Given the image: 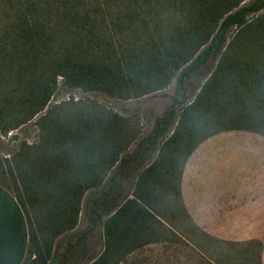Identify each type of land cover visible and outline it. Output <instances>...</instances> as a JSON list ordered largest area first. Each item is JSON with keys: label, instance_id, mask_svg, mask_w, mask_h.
I'll return each mask as SVG.
<instances>
[{"label": "trees", "instance_id": "1", "mask_svg": "<svg viewBox=\"0 0 264 264\" xmlns=\"http://www.w3.org/2000/svg\"><path fill=\"white\" fill-rule=\"evenodd\" d=\"M88 1L0 0V132L6 135L45 111L34 122L39 141L12 156L15 168L0 160V175L7 165L12 186L47 209V223L35 229L12 191L28 224L24 264H49L56 239L77 227L81 212L85 226L60 264L70 263L75 247L80 264H123L139 248L162 242L154 191L162 173L173 171L184 143L189 147L179 184L188 157L204 140L232 130L264 137L257 129L264 123V70L255 59L239 57L246 39L264 42V0ZM116 3L124 6L111 9ZM232 28L237 32L226 44ZM219 54L215 71L189 101L191 79ZM174 77L169 112L131 152L132 141L115 133L123 118L114 113H92L84 103L70 108L72 102L46 110L58 79L66 89L131 100L166 89ZM97 232L102 251L88 256L87 242ZM217 241L245 248L249 264H261L259 241Z\"/></svg>", "mask_w": 264, "mask_h": 264}, {"label": "rangeland", "instance_id": "2", "mask_svg": "<svg viewBox=\"0 0 264 264\" xmlns=\"http://www.w3.org/2000/svg\"><path fill=\"white\" fill-rule=\"evenodd\" d=\"M249 1L247 0L246 3ZM123 6L124 4L122 3H116L110 8L115 10ZM160 8L161 5L154 4V9L159 10ZM260 13L250 15L248 18L254 19ZM116 21L118 20L115 19L114 22ZM122 21L124 28H126L129 20L123 18ZM236 32L235 28L230 30L226 44H228L230 39H233L232 37ZM1 37L2 35H0ZM244 47L240 49L239 57L249 61L255 59L254 61L258 62L262 67L261 69L264 70V52H261L264 51V42L248 38L245 40ZM220 54L214 60H210L207 67L201 72V76L191 79L192 86L189 89V101L193 100V96L200 84L215 71ZM176 79L174 77L171 84L164 90L131 100L116 99L96 91L84 93L80 90L66 89L62 85L61 79H58V89L51 98L46 110L60 104L72 102L73 106L70 105V108H83L80 105L84 103L83 105L92 113L93 111L114 113L118 117L123 118V128L115 133H119L122 137L132 141L126 151L131 152L139 140L150 133L156 119L163 117L169 112L172 98L175 95ZM179 109L180 107L175 108L176 116L179 114ZM74 110L76 111V109ZM44 113L45 111L31 122L10 131L6 135L0 132L1 161L9 160L11 167L15 168L12 156L25 143L32 146L39 141V131L34 122ZM258 113L260 112L258 111ZM252 114L257 115L253 112ZM260 117L263 118V116H258V118ZM176 120L170 125L169 131L165 135L166 137L173 132ZM246 123H248V120L242 124ZM257 129L264 132V123H257ZM240 131L242 130L216 134L226 141L227 146L233 148V150L228 151V157H235V153L238 151L235 149L238 141L245 146L248 144L250 147L252 146V140L249 137L238 136L237 132ZM245 132L253 133L250 131ZM187 146L189 147V144L184 143L180 147L176 153L175 160L171 163V166L174 165L173 171H170L167 175L162 173L163 176L159 178V183L154 191V212L163 223L162 226L157 224L155 227L159 230L162 229V242L139 248L123 259V264H249L251 258L250 254L244 250L245 248L221 244L217 240L226 242L259 241L262 244L261 264H264V164L258 161L257 163L256 161L253 162L249 150H243L244 161L233 164L228 162L225 169L222 164H220V167H210L203 180L218 185L221 202L223 201L227 205H234L235 208L226 210V212H218V214H221L219 217L194 218L188 213L182 202V175L180 184L178 179L179 170L188 151ZM9 169L6 165V173L0 175V181L21 197L34 228L38 229V226L47 223L46 206L38 200L31 204L27 192L22 187L17 191L12 186L13 178L8 172ZM16 173V171L13 172L15 175ZM18 179L20 181V178ZM132 182V179H130V184ZM241 188L242 193H239ZM84 226L85 219L81 216L79 217L76 232L81 231ZM60 239H56L55 242L62 244L64 240ZM88 245V248L95 255L102 251L103 243L99 232L92 237Z\"/></svg>", "mask_w": 264, "mask_h": 264}, {"label": "crops", "instance_id": "3", "mask_svg": "<svg viewBox=\"0 0 264 264\" xmlns=\"http://www.w3.org/2000/svg\"><path fill=\"white\" fill-rule=\"evenodd\" d=\"M237 134L243 138L249 137L252 140V146L250 147L249 144L245 146L239 141L236 142L237 147L235 149L238 151L235 153V157H228V151L233 150V148L227 146L226 141L218 135L201 142L188 157L182 172L181 196L184 207L192 217H219L221 214L218 212H226V210L235 208L234 205L221 202L218 185L203 180L210 167L216 168L222 164L225 169L228 162L233 164L244 161L243 150H249L253 162L256 161L257 163L258 161L264 164V137L243 130ZM239 193H242V188L239 189ZM81 216H83L82 212L79 217ZM76 230L77 227L70 234L58 237L64 240V244L56 243L54 256L49 264H60V257L67 245L75 244L78 239L77 236L81 234V231L76 232ZM95 234L87 242L85 254L88 256L95 255L88 248V244ZM28 246L29 235L26 216L12 191L0 184V264H24ZM77 252L81 253V249L78 250L75 247L73 249L74 256L68 264H80L77 262Z\"/></svg>", "mask_w": 264, "mask_h": 264}]
</instances>
